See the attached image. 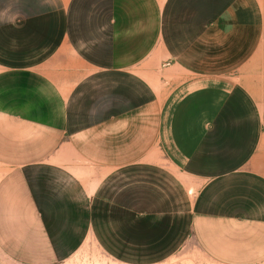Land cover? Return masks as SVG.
<instances>
[{
	"label": "crops",
	"instance_id": "crops-1",
	"mask_svg": "<svg viewBox=\"0 0 264 264\" xmlns=\"http://www.w3.org/2000/svg\"><path fill=\"white\" fill-rule=\"evenodd\" d=\"M88 241L264 264V0H0V253Z\"/></svg>",
	"mask_w": 264,
	"mask_h": 264
},
{
	"label": "rangeland",
	"instance_id": "rangeland-1",
	"mask_svg": "<svg viewBox=\"0 0 264 264\" xmlns=\"http://www.w3.org/2000/svg\"><path fill=\"white\" fill-rule=\"evenodd\" d=\"M188 255V256H187ZM189 252L178 254L172 260L165 264H211L199 253H195L196 258H189ZM0 264H8L4 255L0 253ZM64 264H116L109 257L100 251L91 241L76 252H71V255L66 258Z\"/></svg>",
	"mask_w": 264,
	"mask_h": 264
}]
</instances>
